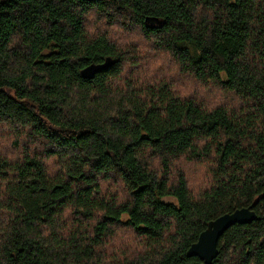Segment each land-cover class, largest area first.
<instances>
[{"label": "trees", "instance_id": "trees-1", "mask_svg": "<svg viewBox=\"0 0 264 264\" xmlns=\"http://www.w3.org/2000/svg\"><path fill=\"white\" fill-rule=\"evenodd\" d=\"M242 208L211 264H264V0H0V264H202Z\"/></svg>", "mask_w": 264, "mask_h": 264}, {"label": "water", "instance_id": "water-1", "mask_svg": "<svg viewBox=\"0 0 264 264\" xmlns=\"http://www.w3.org/2000/svg\"><path fill=\"white\" fill-rule=\"evenodd\" d=\"M111 66V60L106 58L101 64H90L81 70L83 78H92ZM255 219V214L250 208L235 210L231 214H225L208 223L207 228L202 232L196 243L187 250L188 257H197L202 264H211L217 256V242L222 234L231 226L246 224Z\"/></svg>", "mask_w": 264, "mask_h": 264}, {"label": "rangeland", "instance_id": "rangeland-1", "mask_svg": "<svg viewBox=\"0 0 264 264\" xmlns=\"http://www.w3.org/2000/svg\"><path fill=\"white\" fill-rule=\"evenodd\" d=\"M99 28L102 30H107L106 29V24L104 23V22H99ZM111 32H116V31H114L113 29H111L110 30ZM130 38H129V42L127 43V45H130V46H132V45H138L139 46V38H137V32H135L134 34H132V35H130L129 36ZM115 40V39H114ZM116 41V40H115ZM116 42H119V40L118 41H116ZM181 84L183 85V86H181V89H183V88H187V90H189V88L191 87L190 85H189V82L188 81H186V82H181ZM190 183V182H189ZM121 235V234H120Z\"/></svg>", "mask_w": 264, "mask_h": 264}]
</instances>
